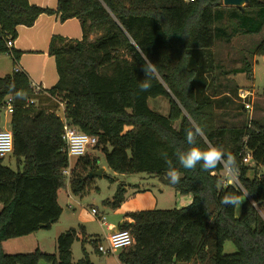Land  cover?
I'll use <instances>...</instances> for the list:
<instances>
[{
    "label": "trees",
    "instance_id": "1",
    "mask_svg": "<svg viewBox=\"0 0 264 264\" xmlns=\"http://www.w3.org/2000/svg\"><path fill=\"white\" fill-rule=\"evenodd\" d=\"M42 14H55L61 23L77 19L83 35L80 40L51 38L48 55L58 75L53 87L35 93L21 71L0 77V117L5 99L13 98L10 155L17 159L13 170L4 165L6 157H0V264H93L85 250L88 244L101 253L99 242L90 240L83 227L58 236L57 254L39 249L7 254L2 247L7 240L52 228L62 215L58 191L65 186L69 158L63 123L56 114L60 101L73 126L98 138L93 149L104 154L113 172L145 173L177 193L193 196L183 208L126 213L118 230H128L133 244L118 251L121 264H264V218L259 213L264 174L257 173V167L264 166V125L217 122V110L244 106L233 100L238 87L217 83L213 59L217 40L229 43L235 36L261 33L264 0H249L242 10L224 6L222 0H58L55 9L29 0H0V53H8L13 63L19 61L23 52L8 49L7 41H15L18 28L32 27ZM232 24L235 29L227 34ZM251 53L264 56V38ZM147 57L158 74L152 87L142 92L138 84ZM236 71L252 76L247 61ZM160 96L169 101L168 116L149 107V100ZM190 119L205 133L195 146L205 149L211 142L236 157L239 187L224 183L222 167L202 171L198 165L193 171L176 162L174 153L189 147L185 129ZM165 152L182 173L178 184L165 175ZM246 153L254 166L243 162ZM88 154L71 170L69 184L75 195L86 192L92 182L88 174L101 168L99 158ZM238 189L248 193L239 216L236 208L221 203L225 194H239ZM126 193L119 185L107 204L118 208ZM75 242L81 243L83 253L77 262L72 260ZM227 242L235 253L223 252Z\"/></svg>",
    "mask_w": 264,
    "mask_h": 264
},
{
    "label": "rangeland",
    "instance_id": "2",
    "mask_svg": "<svg viewBox=\"0 0 264 264\" xmlns=\"http://www.w3.org/2000/svg\"><path fill=\"white\" fill-rule=\"evenodd\" d=\"M234 29L233 24L228 26L226 29L227 34L233 33ZM53 36L80 40V24L77 20L65 23L59 21L56 31L52 34V37ZM250 37L251 38L241 37V35L235 36L229 43L222 42V39H219L213 50L217 83L238 87L237 95L233 97L235 105L240 103V91L251 93L249 100L252 102V110L250 111L242 108L237 109V107L234 106V112L228 117H223L221 120L225 119V123L222 121L221 124L243 125L251 121H258L264 125V56L253 57L251 53L254 46L264 38V27L260 34ZM92 39L94 40V37H92ZM42 52L44 51L25 52L22 54L20 60L15 63H13L8 53H0V77L12 74L15 67L20 66L19 64L21 63L23 65L25 64L24 66L28 73L25 72L29 74L28 76L31 80H42L45 88L52 87L57 81L55 60L50 57V60H46L41 56ZM246 61L251 64L252 76L247 72L243 73L236 71L240 69V67H243ZM222 73L227 74L222 75ZM35 105H38L37 101H35ZM149 107L164 116H168L170 112L169 101L163 96L151 98L149 100ZM217 112L219 114V111ZM58 115L61 116V111L58 112ZM10 122L11 115L3 111L0 117V129H9ZM88 155L91 157H98L99 166L104 169L105 172L100 176L95 175L93 178H90L92 182L87 186L86 192L83 195L73 194L69 182H66L64 188L58 191V203L63 209L60 222L53 225L50 229H42L34 236H24L22 238L7 240V243L12 244V248L9 249L8 244H6L3 249L5 253L27 254L39 249L45 253L57 254L56 241L58 236L70 228H79L81 225L83 226V224H85L88 232L101 233L104 227H101L102 221L100 220H102L103 217L106 218L107 223H111L118 220L120 217L118 216L120 215L119 213L125 214V212L129 213L144 210L183 208L192 202L193 196L191 193H177L174 188L161 183L157 177H149L145 173L119 174L113 172L107 166L104 154L99 150L92 149ZM76 161L77 159L74 158V164H76ZM3 163L13 170H17V159L13 154L7 156ZM248 164L254 166L252 161ZM257 173L259 175L264 174V166L257 167ZM222 176L224 183H231L239 187L236 175L230 176L224 171ZM250 176H254V171L250 173ZM121 184L124 185L127 190L125 201L118 208H112L107 202L113 199L116 190ZM243 203L241 207L236 208L237 216L241 213ZM92 211L97 212L98 216L95 217ZM259 213L264 218V206L259 208ZM38 244H40V247H38ZM104 245H107V242H104ZM223 252L225 254H233L236 252V248L232 243L227 242L224 245ZM72 253V258L75 262L82 258L83 253L80 242L74 243ZM105 258H111L113 264H121L117 258H115V253L102 256V259Z\"/></svg>",
    "mask_w": 264,
    "mask_h": 264
},
{
    "label": "clouds",
    "instance_id": "3",
    "mask_svg": "<svg viewBox=\"0 0 264 264\" xmlns=\"http://www.w3.org/2000/svg\"><path fill=\"white\" fill-rule=\"evenodd\" d=\"M141 70L144 73V79L139 82L138 88L140 91L145 92L152 87V81L156 78L158 69L156 64L147 57L141 65ZM17 95L23 98V93H17ZM189 122L191 126L185 129V141L189 147L187 150H177L174 153L176 162L180 167L193 171L196 170L198 165L202 171H211L217 167H222L230 176H235L239 171L236 157L231 153H226L223 148L211 142L207 144L205 149L195 146L198 138H203L205 133L194 119H190ZM161 156L167 164L165 173L167 179L172 184H178L182 178L181 171L175 166L173 160L169 158L166 152L161 153ZM238 192L239 194L236 192L225 194L221 203L234 208L241 207L248 193L243 189H238Z\"/></svg>",
    "mask_w": 264,
    "mask_h": 264
},
{
    "label": "crops",
    "instance_id": "4",
    "mask_svg": "<svg viewBox=\"0 0 264 264\" xmlns=\"http://www.w3.org/2000/svg\"><path fill=\"white\" fill-rule=\"evenodd\" d=\"M57 1L58 0H29V2L32 5H36V6H39V7H42V8H50V9H55L56 8ZM73 20H77V19H70V20H68L66 22L73 21ZM58 23H59V18H58L57 15H55V14H53V15L42 14V15L39 16V18L36 20L35 24L32 27L20 26L18 28V38L14 41L13 48L16 49V50L22 51L23 53H25V52H37L39 50H43L44 52H42L41 56L43 58H45L46 60H50L49 57L50 58H53V57L48 55V50H49L48 44H50V40L52 38V34L56 31V28L58 27ZM79 24H80V22H79ZM80 28H81V25H80ZM82 35H83V33H82V29H81V38L80 39H82ZM241 37H243V36H241ZM65 38L66 39H71V38H67V37H65ZM94 38H95V36H94ZM46 49H48V50H46ZM19 65L20 66H16L15 67L14 71L25 72L26 71L25 66H24L25 64L23 65V64L20 63ZM27 75H29V74H27ZM29 79H30V82L32 84L42 85L44 87L42 80L41 81H35V80H31L30 77H29ZM57 81H58V75H57ZM57 81H56V83H57ZM44 89H49V88H47V87L45 88L44 87ZM229 106H230V104H229ZM234 110L235 109H233V108H228V109L224 108V109L217 110V111H219V114H220L219 117H218L217 122L219 124H221L222 121L225 123V119L224 120H221V119H223V117L230 116V114L232 112H234ZM71 166H72V168L74 167V158H72V160H71ZM103 172H105V171H103ZM149 177H152V176H149ZM0 209H1V205H0ZM117 212H119V211H117ZM119 214L120 215H118V216H120V217L118 218V220H116V222L107 223L106 218H105V222H101V227L102 228L104 227V229L102 230L101 233H90V232H88L87 229H86V225L85 224H83V226L81 225L80 227L84 228L85 233H86V235L88 237H90V240H97L99 242V246L100 245H104V242H107V238L113 232L118 230V225L124 220V215L126 214V212H125V214H123V213H119ZM60 220H61V217H60ZM60 220L57 223H59ZM100 221H102V220H100ZM57 223H55L53 225H56ZM41 230H39V231H37V232H35V233L31 234V235H28L26 237L34 236V235L38 234ZM24 242H26V241H24ZM6 244H8V246H9L8 248L9 249L12 248V244L7 243V241H5L2 244L3 249L5 248ZM88 246H89V248H88ZM38 247H40V244H38ZM13 249H15V248H13ZM85 250H86L88 257L90 258V260H91V262L93 264H113V261H111L112 260L111 258L102 259V256L110 255V254H113V253H107V254L98 253L97 251H95L94 247L91 244H88L85 247ZM114 253H115V258H117L118 251H116ZM72 255H73V253H72ZM112 258H114V257H112ZM72 260H73V258H72ZM73 262H75V261L73 260Z\"/></svg>",
    "mask_w": 264,
    "mask_h": 264
},
{
    "label": "built area",
    "instance_id": "5",
    "mask_svg": "<svg viewBox=\"0 0 264 264\" xmlns=\"http://www.w3.org/2000/svg\"><path fill=\"white\" fill-rule=\"evenodd\" d=\"M194 1V0H191ZM14 45V41L8 40L7 47L8 49H12ZM32 88L35 93H40L44 90L42 85H35L31 83ZM249 96L251 93L246 91L239 92L240 102L243 104L244 109L247 111L252 110V102L249 100ZM9 115L13 114V98L8 96L5 99V106L3 109ZM61 111V116L58 115V112ZM56 114L59 116L60 120L63 123V134L62 140L65 145V151L69 158V167L63 171V175L66 177V182H69L71 176V160L72 158H82L87 155L90 150H92L97 142L98 138L93 135H89L79 130L77 127L73 126L65 114V102H58V109L56 110ZM13 152V135L10 129H1L0 130V157L5 158L9 156ZM243 162L248 164L251 162V156L249 153H246ZM231 184V183H229ZM92 214L97 217L98 213L92 211ZM102 222H105V218H102ZM133 244V239L128 230H117L113 232L107 238V245H100L99 252L103 254L114 253L121 249H125L130 247Z\"/></svg>",
    "mask_w": 264,
    "mask_h": 264
},
{
    "label": "water",
    "instance_id": "6",
    "mask_svg": "<svg viewBox=\"0 0 264 264\" xmlns=\"http://www.w3.org/2000/svg\"><path fill=\"white\" fill-rule=\"evenodd\" d=\"M224 6L238 7L241 10L249 3V0H222ZM104 169H99L95 174L89 173L88 178H93L95 175H102Z\"/></svg>",
    "mask_w": 264,
    "mask_h": 264
}]
</instances>
